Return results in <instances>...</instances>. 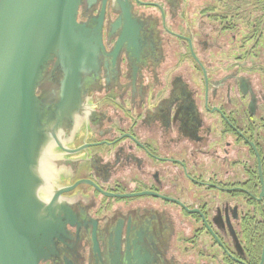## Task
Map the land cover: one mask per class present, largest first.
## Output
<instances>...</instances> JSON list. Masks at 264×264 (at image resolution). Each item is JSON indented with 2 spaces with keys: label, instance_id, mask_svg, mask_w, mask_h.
Instances as JSON below:
<instances>
[{
  "label": "flooded vegetation",
  "instance_id": "1",
  "mask_svg": "<svg viewBox=\"0 0 264 264\" xmlns=\"http://www.w3.org/2000/svg\"><path fill=\"white\" fill-rule=\"evenodd\" d=\"M78 22L101 39L40 164L64 230L39 264H264V0H83Z\"/></svg>",
  "mask_w": 264,
  "mask_h": 264
},
{
  "label": "water",
  "instance_id": "2",
  "mask_svg": "<svg viewBox=\"0 0 264 264\" xmlns=\"http://www.w3.org/2000/svg\"><path fill=\"white\" fill-rule=\"evenodd\" d=\"M82 5L83 0H0V264H39L44 246L64 230L52 218V205L39 196L40 164L54 122L80 96L81 72L96 64L101 38L88 37L90 30L78 22ZM131 40H124L128 48ZM49 67L53 79L62 75L61 102L43 116L37 92Z\"/></svg>",
  "mask_w": 264,
  "mask_h": 264
}]
</instances>
